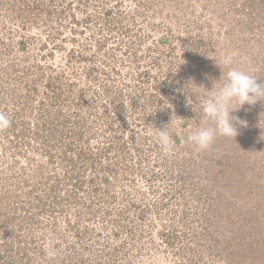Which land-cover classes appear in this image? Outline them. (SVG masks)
<instances>
[{
    "label": "rangeland",
    "instance_id": "rangeland-1",
    "mask_svg": "<svg viewBox=\"0 0 264 264\" xmlns=\"http://www.w3.org/2000/svg\"><path fill=\"white\" fill-rule=\"evenodd\" d=\"M229 55L264 82V0H0V264H264V101L184 140Z\"/></svg>",
    "mask_w": 264,
    "mask_h": 264
},
{
    "label": "clouds",
    "instance_id": "clouds-1",
    "mask_svg": "<svg viewBox=\"0 0 264 264\" xmlns=\"http://www.w3.org/2000/svg\"><path fill=\"white\" fill-rule=\"evenodd\" d=\"M218 64L222 69V77L219 81L223 80V83L217 87V82L214 81L212 88L207 89L210 94L198 100L197 103L201 118L208 123L192 134L184 136L185 142L194 145L201 151L208 150L217 137L231 138L237 135V118L231 115L234 110L245 104L251 105L258 101H264V82H258V77L248 71L233 67V58L230 55L222 57ZM225 67L228 68L226 74L223 70ZM189 86L186 89L188 93ZM234 104H239L240 107L234 108ZM10 123L7 115L0 113V130L7 129ZM184 124L185 122L177 124L176 120L172 118L163 129L156 128V142L165 154L172 153L175 143L173 137H180L178 129L185 128L183 127ZM46 255L50 258L54 257L56 250L48 247Z\"/></svg>",
    "mask_w": 264,
    "mask_h": 264
}]
</instances>
